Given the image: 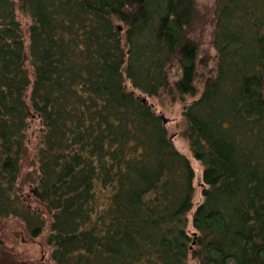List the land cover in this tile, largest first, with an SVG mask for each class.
Here are the masks:
<instances>
[{"label":"trees","instance_id":"1","mask_svg":"<svg viewBox=\"0 0 264 264\" xmlns=\"http://www.w3.org/2000/svg\"><path fill=\"white\" fill-rule=\"evenodd\" d=\"M199 6L0 0V219L48 228L54 264H264V0H215L208 40ZM135 89L182 103L197 204Z\"/></svg>","mask_w":264,"mask_h":264},{"label":"rangeland","instance_id":"2","mask_svg":"<svg viewBox=\"0 0 264 264\" xmlns=\"http://www.w3.org/2000/svg\"><path fill=\"white\" fill-rule=\"evenodd\" d=\"M214 3L215 0H199V18L205 22L204 37L207 40L211 36L213 29L212 19ZM210 23L211 25H209ZM174 68L177 73V66L175 65ZM136 91L140 93L138 90ZM140 94L146 96L151 105L162 115L174 139L176 147L191 159L196 171L195 184L197 188L194 201L195 204H197L203 198V166L200 161L193 156L188 139L180 134V131L186 126L185 118L182 114V103L177 101V94L169 95L164 93L159 96ZM191 99V97H187V100ZM37 127L38 125L35 123L31 130L30 141L32 142V147L36 145L34 131L37 132ZM33 157L34 155H31L30 159ZM33 169H35V166L27 162L22 175L31 172ZM29 190L30 187L26 186L24 192H29ZM48 231L49 229L47 228L34 237L29 234L24 222L18 218L9 217L4 220L0 219V251L3 250L10 254L12 252L14 256L11 255L16 261H24L29 264H54L51 258L52 246L47 243Z\"/></svg>","mask_w":264,"mask_h":264},{"label":"water","instance_id":"3","mask_svg":"<svg viewBox=\"0 0 264 264\" xmlns=\"http://www.w3.org/2000/svg\"><path fill=\"white\" fill-rule=\"evenodd\" d=\"M144 100H146V98H143Z\"/></svg>","mask_w":264,"mask_h":264}]
</instances>
